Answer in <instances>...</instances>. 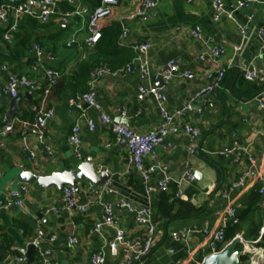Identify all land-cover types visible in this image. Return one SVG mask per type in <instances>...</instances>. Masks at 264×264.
<instances>
[{
	"label": "crops",
	"instance_id": "obj_1",
	"mask_svg": "<svg viewBox=\"0 0 264 264\" xmlns=\"http://www.w3.org/2000/svg\"><path fill=\"white\" fill-rule=\"evenodd\" d=\"M24 1L36 10L40 9V0ZM141 1L119 0L112 16L101 23V34L108 36L116 29L119 35L122 19ZM211 1L163 0L146 19L127 23L130 33L126 42L119 46L117 42L109 49L106 47L104 51H108L107 54H101L97 45L93 49H87L84 45L88 36V14L93 9L87 0H60L55 14L46 24L23 18L11 42L3 41L4 27L0 24V93L6 82V74L1 70L4 65L8 66L10 73L27 79L42 81V69L45 68L61 74L46 103V107L54 111L46 127V142L53 151V159L40 152V147L29 137V144L38 150L36 161L31 164L21 150L20 124H16L0 146V201L11 189L24 184L17 179L22 171L48 176L53 172L75 169L79 163L90 158L96 174L105 170L110 176V182L105 183L107 192L100 203H89L90 194L86 186L90 182L78 184L80 203L85 206L84 213L65 211L61 192L55 188L45 190L26 184L28 192L22 197V207L0 210V264H17L18 249L28 250L27 243L39 231L47 236H55V240L43 241L32 253L30 264H38L39 252L45 251L50 253L51 264H89L90 257L98 252L103 253L104 264H118L120 255L112 257L107 251L114 230L103 228L100 233H95L93 229L95 223L101 220L102 205L119 200L149 207L153 211L151 237L154 248L141 264H187L204 256L200 248H206L209 236L218 229L219 212L232 205L238 215L248 206L250 198L258 195V189L264 186V139L261 136L264 111L258 102V96L264 95V61L259 58L264 45V35L263 38L259 35V31L264 34V0H252L249 8L233 12L232 20L221 17L217 22L212 20ZM222 1L226 10L231 11L236 0ZM83 10L88 12L84 13ZM75 11L80 13L70 16L64 24L63 15ZM248 15H252L253 19L242 37L238 27L246 25ZM194 26H199L203 34L225 50L220 60L221 66L226 69L224 81L220 89L206 94L201 105H194L196 95L205 86L206 77L214 68L207 58L203 61L199 59L204 48L190 36ZM26 32L30 35V48L27 50L24 46L19 50L18 36ZM134 42L150 44L147 55L150 77L143 85L161 88L169 111L177 110L183 103L194 99L193 111L183 121L200 132L196 142L197 154H190L192 145L188 138L177 134L167 136L145 160L147 164L166 166L174 178L190 171L199 179L184 186L183 195L178 198L199 210L197 215L188 219L170 223L160 220L154 211L157 195L161 191L160 174H154L151 179L157 193L148 195L140 176L125 166V143L116 141L99 121L100 114L117 120L123 110L127 116L126 124L136 133H147L159 125L155 100L138 91L140 82L136 73L118 78L105 77L98 82L96 101L99 110H86V117L94 124V130L89 132L85 123L81 122V160L76 158L75 150L67 140L73 120L68 101L86 91L88 74L100 61L112 70L129 64L134 56L129 45ZM33 45L40 47L44 54L42 68L36 70H32ZM237 47L239 51L236 52L234 49ZM47 56L53 60H47ZM170 60L177 61L182 71L192 72L193 79L178 78L160 87V81L154 80V76ZM251 64L258 69L261 81L252 83L243 79V70ZM20 93L23 95L19 102L20 114L12 118L32 122L33 107L40 104V97L22 90ZM8 110L7 104H0V128L3 118H8ZM235 143L244 150L234 151ZM248 156L254 158V168ZM240 180L242 184L232 188ZM175 191L176 186L171 184L166 193L172 199H177L174 197ZM223 192L227 193L225 199L221 197ZM256 207L238 223V233L247 242L255 241L252 236L257 225L261 223L260 228L264 225L263 196L258 197ZM115 216L126 241L141 242L149 237L146 228L135 225L131 213L116 210ZM172 233L184 235L185 241L174 240ZM69 235L76 238L75 247H70ZM257 250L251 263L258 264L256 256L264 254V248L257 247Z\"/></svg>",
	"mask_w": 264,
	"mask_h": 264
},
{
	"label": "built area",
	"instance_id": "obj_2",
	"mask_svg": "<svg viewBox=\"0 0 264 264\" xmlns=\"http://www.w3.org/2000/svg\"><path fill=\"white\" fill-rule=\"evenodd\" d=\"M163 0H142L140 5L133 11L125 16L120 24V34L118 36V45H123L130 33L127 23L136 22L141 19H146L149 13L154 10ZM192 0H187L191 2ZM255 1V0H254ZM252 0H236L231 11L226 10L222 0H212V20L217 22L221 17L227 19H233V12L247 9L252 3ZM60 3V0H40V9L36 10L27 1L24 0H3L0 2V24L3 25L4 32L2 39L4 42H11L17 32L20 21L23 18H29L40 24H46L50 20L51 16L55 14V9ZM118 5L117 0H100L99 4L94 7L88 14L87 31L88 36L84 41V45L87 49H93L98 43L101 37L100 25L108 19L113 9ZM87 13V10H83ZM80 12H70L63 15V23L66 24L67 20L73 14H79ZM253 19L252 15H248L247 23L245 26L238 27L239 34L245 36L248 25ZM259 35L263 38V32L259 31ZM190 36L195 41L200 43L203 48V55L199 58L203 61L207 58L212 66L213 70L206 77V84L196 95V98L202 93H210L220 89L226 69L221 66L220 60L225 54V50L214 44V41L209 36L203 34L199 26H194L190 30ZM69 46V44H67ZM130 48L134 54L129 64L117 70L110 69L105 64H99L93 68L88 76L87 89L85 92L76 95L74 98L68 101V110L72 114L73 120L68 135V143L74 148L76 158L81 160L80 148V130L81 122H84L89 132L93 131L94 124L87 119L86 110L94 109L99 110V105L96 101V88L98 82L105 78H118L123 75L136 73L140 85L138 91L144 96H150L155 100L157 105L160 123L153 130L140 134L134 132L126 124V113L121 111L119 119L114 120L107 117L104 114L99 115V121L106 126L109 132L114 136L116 141L121 139L125 140L126 147V161L125 166L128 170L135 171L141 178L145 190L148 195L156 194V187L151 184V179L154 174L159 173L161 176V191L167 192L169 186L174 184L176 191L174 193L175 198H180L183 195V188L186 185L196 180L195 175L190 171L183 172L178 178L170 176L168 169L164 165L147 164L145 160L152 155L155 148L161 144L164 139L169 135L181 134L186 136L191 143L189 149L190 154H197L196 142L200 137V132L197 128L192 127L190 124L184 122V118L189 112L193 111V101L189 100L182 104V106L174 111H169L166 107L165 96L161 88L145 87L143 83L150 77L148 52L150 50V44L147 42H134L131 43ZM262 52L259 58L264 61V45L262 46ZM234 51H239V47ZM31 53L34 55V63L32 64V70H36L38 67L42 68V61L44 54L40 47L33 45ZM47 60L52 61L50 56L46 57ZM2 72L6 74V82L1 88V94L10 99L15 98L22 90L28 94H37L40 97V104L37 107H33L34 118L32 122H20L13 118H3V125L0 128V146H2L5 138L14 130L16 124H20V146L22 152L26 155L27 160L34 164L38 154V150L34 149L29 142L28 138L31 137L35 144L40 147V152L46 153L51 159H53V151L50 146L47 145L46 139V127L54 116L52 108L46 107L47 99L53 88L56 87L61 74L51 68L42 69L43 80L27 79L22 76L12 74L8 70V66H2ZM194 75L190 71H182L177 61L170 60L165 66L154 76V80L162 81L164 84L174 79H193ZM243 79L247 82H259L261 81L260 73L258 69L251 64L243 70ZM258 102L262 110L264 111V95L258 96ZM261 136L264 139V127L261 130ZM169 147V145H166ZM234 151L244 150L236 143L233 146ZM248 161L251 167L254 168V158L248 156ZM99 173V172H98ZM242 184V180L232 185V188L238 187ZM90 197L89 203H100L102 196L107 192V186L104 184L99 187L93 186L88 183L86 186ZM28 192L26 184H22L19 187L11 189L5 194L0 201V210H8L13 207L20 208L23 206L22 197ZM77 188L74 186H66L61 191V202L63 209L67 212L84 213L85 206L80 203V197L78 195ZM258 195L264 197V186L258 189ZM223 199L227 198V193L221 194ZM103 214L101 220L94 225V232L100 233L103 228H110L114 230V237L107 246L108 254L112 257L120 255L121 259L118 264H141L145 257H147L154 246V240L151 237L153 233V211L149 207H139L126 200H119L115 203L103 204ZM116 210H125L133 215L134 223L138 227H144L150 233L149 237L141 242H128L125 239L124 231L119 227L118 220L115 216ZM219 220V227L215 232L209 236V241L206 244V248H200V252L204 254L199 260L190 261L187 264H203L204 259L209 255H214L222 252L225 247L230 243L224 241L225 229L229 225H237L239 223L237 217V210L234 206L229 205L223 212L217 214ZM264 234V225L260 228V236L257 240L247 242L243 237L237 233L232 240L238 241V246L243 255L255 254L258 250L256 244L260 241L261 236ZM171 237L176 241H185V236L177 233H172ZM55 240V236H47L42 231L36 233L28 243L27 247L33 246L36 250L43 241L52 242ZM68 243L70 247H75L76 238L73 235L68 236ZM18 257L16 258L17 264H25L27 262V248L18 249ZM206 255V256H205ZM50 253L48 251L39 252L38 264H51ZM89 264H104V255L101 252L93 254L89 259ZM253 264V263H250Z\"/></svg>",
	"mask_w": 264,
	"mask_h": 264
},
{
	"label": "water",
	"instance_id": "obj_3",
	"mask_svg": "<svg viewBox=\"0 0 264 264\" xmlns=\"http://www.w3.org/2000/svg\"><path fill=\"white\" fill-rule=\"evenodd\" d=\"M160 87H164V82H158ZM23 95L19 92L18 95L13 98H6L0 93V104L8 105V117L12 118L14 115L20 114L19 102ZM27 97H30L27 95ZM206 97V93L200 94L194 101V105H201L202 100ZM125 143L124 139L120 140ZM196 180H199L195 176ZM18 181L27 184L34 185L45 190L55 188L61 192L66 186H74L79 192L78 184L84 181H88L93 186L99 187L107 182H110V176L105 173V170H101L96 174V168L90 158L85 159L79 163L75 169L64 170L62 172H53L48 176H39L32 171H22L17 176ZM12 209H15L14 207ZM33 246H29L27 250V264L32 263V253L34 252ZM243 256L241 250L238 249V241L231 240L225 249L214 255H209L204 259L203 264H240V258Z\"/></svg>",
	"mask_w": 264,
	"mask_h": 264
},
{
	"label": "trees",
	"instance_id": "obj_4",
	"mask_svg": "<svg viewBox=\"0 0 264 264\" xmlns=\"http://www.w3.org/2000/svg\"><path fill=\"white\" fill-rule=\"evenodd\" d=\"M117 1L119 3V0H117ZM87 2L90 3L94 8L99 4L100 0H87ZM111 16H112V14H111ZM109 33H110V35H108V36L101 34L100 40L96 44L98 47V51L101 54H107L108 53V51H104L106 47H107L106 49H109V48L113 47L114 45L118 44L117 43L118 42V36H119L118 30L115 29V31L113 30V32H109ZM99 43H100V45H98ZM17 45L19 47V50H20V48H23L24 46L28 50L30 48V35L28 36L27 32L25 34H23V33L20 34V36H18ZM117 46H119V45H117ZM99 64H104V63L102 61H100ZM99 64H97L96 66H98ZM96 66H94L93 68H95ZM90 72H89V74H90ZM258 197L259 196L257 194L252 196L250 198L248 206L243 211H240L238 213L237 217H238L239 222L243 219V217H245L246 215H248L249 213H252L253 211H255L257 209L256 203L258 202ZM154 211L158 215L160 220H164L167 223L177 221V220L188 219V218H191V217H193L199 213V210L195 209L193 207V205L190 204L189 202H183L180 199H174V198L172 199L164 191H160L158 193L157 202L154 205ZM260 226H261V223H259L256 227V232L252 236L253 240H256L258 238ZM238 232H239V224L227 226V228L225 229V233H224V241L226 243L230 242L232 240V238L234 237V235L237 234ZM256 247L264 248V234L261 236L260 241L256 244ZM248 261H249V256H247V255L241 256L240 264H247Z\"/></svg>",
	"mask_w": 264,
	"mask_h": 264
},
{
	"label": "rangeland",
	"instance_id": "obj_5",
	"mask_svg": "<svg viewBox=\"0 0 264 264\" xmlns=\"http://www.w3.org/2000/svg\"><path fill=\"white\" fill-rule=\"evenodd\" d=\"M238 249L240 250V246H238ZM255 255H256V254H248V256H249V261H248L247 264H250V263H251V262H250V261H251V258L254 257ZM259 257H261V258L259 259ZM256 259L259 261V263H258V261H257L258 264H264V254H263V255H262V254H261V255L258 254V255L256 256ZM260 262H261V263H260Z\"/></svg>",
	"mask_w": 264,
	"mask_h": 264
},
{
	"label": "bare ground",
	"instance_id": "obj_6",
	"mask_svg": "<svg viewBox=\"0 0 264 264\" xmlns=\"http://www.w3.org/2000/svg\"><path fill=\"white\" fill-rule=\"evenodd\" d=\"M253 264H256V262H255V263H253Z\"/></svg>",
	"mask_w": 264,
	"mask_h": 264
}]
</instances>
